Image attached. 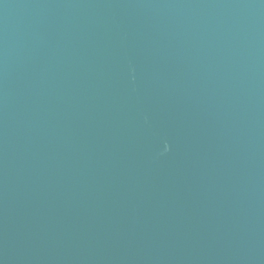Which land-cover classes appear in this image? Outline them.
Here are the masks:
<instances>
[{
	"label": "water",
	"instance_id": "1",
	"mask_svg": "<svg viewBox=\"0 0 264 264\" xmlns=\"http://www.w3.org/2000/svg\"><path fill=\"white\" fill-rule=\"evenodd\" d=\"M0 264H264V0H0Z\"/></svg>",
	"mask_w": 264,
	"mask_h": 264
}]
</instances>
